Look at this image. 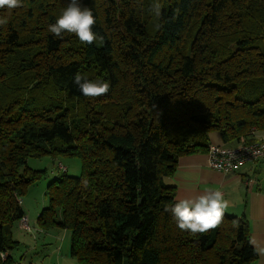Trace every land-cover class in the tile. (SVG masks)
Masks as SVG:
<instances>
[{
	"label": "trees",
	"instance_id": "1",
	"mask_svg": "<svg viewBox=\"0 0 264 264\" xmlns=\"http://www.w3.org/2000/svg\"><path fill=\"white\" fill-rule=\"evenodd\" d=\"M22 3L0 9V264L39 177L28 159L44 154L82 161L38 217L70 230L80 264H255L245 216L192 234L164 209L180 156L207 152L213 132L230 146L264 133V0H81L104 38L90 45L48 31L69 0ZM78 72L110 91L85 97Z\"/></svg>",
	"mask_w": 264,
	"mask_h": 264
},
{
	"label": "crops",
	"instance_id": "2",
	"mask_svg": "<svg viewBox=\"0 0 264 264\" xmlns=\"http://www.w3.org/2000/svg\"><path fill=\"white\" fill-rule=\"evenodd\" d=\"M263 136L264 133H257L256 137ZM211 143L230 146L223 142L218 132L211 134ZM206 156L207 152L180 156L178 167L170 177V181L177 185L176 198L196 196L210 190L221 191L224 198L229 201V207L225 211L246 217L250 241L258 252L264 248V158L246 162L225 173L208 167ZM249 178L252 180L248 184L246 181ZM24 213L27 212L24 210ZM15 227L18 232H31L37 243L45 245H52L57 234L55 228L43 229L39 225L31 227L30 231L23 230L19 221ZM255 264H264V255L258 254Z\"/></svg>",
	"mask_w": 264,
	"mask_h": 264
},
{
	"label": "clouds",
	"instance_id": "3",
	"mask_svg": "<svg viewBox=\"0 0 264 264\" xmlns=\"http://www.w3.org/2000/svg\"><path fill=\"white\" fill-rule=\"evenodd\" d=\"M22 6V0H0V9L7 8L11 11ZM160 7L159 4L155 5L157 16L161 14ZM7 23V17L0 18V26H5ZM95 24V16L89 7L82 6L81 0H69L56 22L48 26V31L58 38H62L65 32L72 33L81 43L90 45L98 38L101 42L104 39L93 31ZM74 83L85 97L90 98L106 95L111 87L110 83L103 79L90 80L79 72L74 77ZM82 183L85 187L88 186L86 179ZM228 207L229 201L224 198V193L210 190L196 196L177 199L174 204L166 205L164 210L171 213L176 226L181 231L203 234L220 227ZM233 225L238 227V222L233 221ZM258 254L264 255V248L259 249Z\"/></svg>",
	"mask_w": 264,
	"mask_h": 264
},
{
	"label": "rangeland",
	"instance_id": "4",
	"mask_svg": "<svg viewBox=\"0 0 264 264\" xmlns=\"http://www.w3.org/2000/svg\"><path fill=\"white\" fill-rule=\"evenodd\" d=\"M241 144L244 143L235 146ZM59 162L67 170L59 168ZM27 165L32 171L39 173V177L29 183L20 196L21 205L28 213L26 214L29 216V223L34 228L39 225L38 217L40 213L49 205V184L64 172L70 176H80L83 168L79 157L64 154L30 156ZM55 230H57V234L54 242L52 241V245H45L37 243L31 232H18L14 227L12 230L13 239L19 241V245L9 250L11 261L8 264H80L71 255L70 230L63 228H55Z\"/></svg>",
	"mask_w": 264,
	"mask_h": 264
},
{
	"label": "built area",
	"instance_id": "5",
	"mask_svg": "<svg viewBox=\"0 0 264 264\" xmlns=\"http://www.w3.org/2000/svg\"><path fill=\"white\" fill-rule=\"evenodd\" d=\"M256 129L253 127L252 130ZM264 158V144L261 143H244L238 146H225L210 144L206 156V165L212 169L228 173L235 170L238 166L242 165L244 160H258ZM59 168L67 169L61 162ZM252 179H247L249 184ZM20 228L30 231L31 225L27 214H23L19 219ZM2 257H6L1 253Z\"/></svg>",
	"mask_w": 264,
	"mask_h": 264
},
{
	"label": "bare ground",
	"instance_id": "6",
	"mask_svg": "<svg viewBox=\"0 0 264 264\" xmlns=\"http://www.w3.org/2000/svg\"><path fill=\"white\" fill-rule=\"evenodd\" d=\"M252 134L257 136V130L253 129ZM261 142L264 144V136L263 137H256L255 140L252 141L251 143H261ZM249 161H251V160H244V161H242V164L249 162Z\"/></svg>",
	"mask_w": 264,
	"mask_h": 264
}]
</instances>
